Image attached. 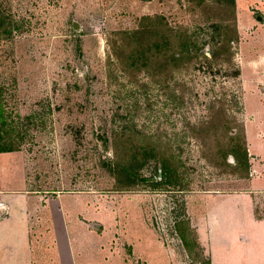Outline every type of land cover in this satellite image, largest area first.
Segmentation results:
<instances>
[{"label": "rangeland", "instance_id": "obj_1", "mask_svg": "<svg viewBox=\"0 0 264 264\" xmlns=\"http://www.w3.org/2000/svg\"><path fill=\"white\" fill-rule=\"evenodd\" d=\"M0 21V148L39 192L87 197L108 264H206L210 209L264 218L226 156L264 133V0H0ZM234 227L217 261L264 264Z\"/></svg>", "mask_w": 264, "mask_h": 264}, {"label": "crops", "instance_id": "obj_2", "mask_svg": "<svg viewBox=\"0 0 264 264\" xmlns=\"http://www.w3.org/2000/svg\"><path fill=\"white\" fill-rule=\"evenodd\" d=\"M258 34H262L259 37L264 42V32ZM240 44L243 45L242 41ZM258 53L251 67L255 73L264 66V47ZM240 70L242 73V67ZM245 140L250 166L245 177L250 180L249 189L251 193L264 191V171H257L254 163L257 160L259 168H264V133L252 137L246 134ZM251 147H255L254 161L250 157ZM31 182L20 152L0 153V264H108L100 245L93 240L99 225L92 223L95 216L92 212L87 214V197L63 191L39 192ZM224 203L223 223L215 210L210 209L205 218L210 264H222L214 256V250L229 245L226 233L233 225L240 233L242 227H254L259 234V246H264V218L256 215L251 199ZM225 217L239 218V227L238 223L231 225V220ZM241 238L245 234L239 235Z\"/></svg>", "mask_w": 264, "mask_h": 264}, {"label": "trees", "instance_id": "obj_3", "mask_svg": "<svg viewBox=\"0 0 264 264\" xmlns=\"http://www.w3.org/2000/svg\"><path fill=\"white\" fill-rule=\"evenodd\" d=\"M3 26V22L0 21V30ZM155 47V45H153ZM146 52L147 50L144 49ZM134 53H132L133 55ZM138 54H141V53H138ZM145 56L148 57V54L145 53ZM245 139H244V147L243 149H241V152H240V149L239 148H233L231 147L229 149V154H227L226 156L230 155L232 156V158L234 159V161H236L238 164H240L242 167H243V177H245L247 175V170H248V159H247V152H246V145H245ZM15 149H11V148H0V153L1 152H10V151H14ZM206 264H210L209 260L206 262Z\"/></svg>", "mask_w": 264, "mask_h": 264}]
</instances>
